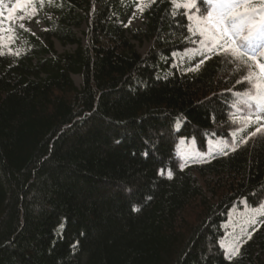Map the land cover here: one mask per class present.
I'll return each mask as SVG.
<instances>
[{"label":"trees","instance_id":"obj_1","mask_svg":"<svg viewBox=\"0 0 264 264\" xmlns=\"http://www.w3.org/2000/svg\"><path fill=\"white\" fill-rule=\"evenodd\" d=\"M10 1L0 4L10 41L0 44V264H264V135H252L264 110L242 94L256 95L255 81L217 86L226 61L249 69L193 34L191 17L212 5L155 0L140 13L139 0H35L37 16L58 13L41 41L3 31ZM131 10L145 30L128 25ZM129 36L152 44L142 54ZM51 39L75 49L58 54Z\"/></svg>","mask_w":264,"mask_h":264},{"label":"snow or ice","instance_id":"obj_2","mask_svg":"<svg viewBox=\"0 0 264 264\" xmlns=\"http://www.w3.org/2000/svg\"><path fill=\"white\" fill-rule=\"evenodd\" d=\"M207 2L212 5V9L206 15L191 17L194 21L193 34L198 32L204 37L201 41L202 44H211L207 51L211 52L222 48L223 54H230L248 67L249 74L245 79L250 82L255 81L254 88L256 89V95L249 98L256 101L264 110V0H207ZM152 3H155V0H149L147 3L145 0H139L137 11L143 13ZM172 3L174 9L177 10L196 7L195 0H189V2L172 0ZM0 4H3V0H0ZM41 4H43V0H41ZM29 6L32 8L31 14L34 15L36 12L35 0H25L23 5L17 4L11 11L14 13L18 7L27 9ZM4 7L7 5L4 4ZM257 14H259V20L256 19ZM0 15H3L2 10H0ZM18 18L23 20L26 17ZM201 25L205 27H201ZM20 27L23 28V24ZM245 28H247L246 35L243 34ZM203 62L201 61V63ZM253 68L258 71H253ZM197 70H199V65L190 69V71ZM260 131L262 129H257V132ZM252 135L254 136L256 133ZM232 150L235 151V147ZM251 238L252 234H248L247 240ZM247 240H244L243 243H247ZM242 246V243H234L230 249L231 255H239Z\"/></svg>","mask_w":264,"mask_h":264},{"label":"rangeland","instance_id":"obj_3","mask_svg":"<svg viewBox=\"0 0 264 264\" xmlns=\"http://www.w3.org/2000/svg\"><path fill=\"white\" fill-rule=\"evenodd\" d=\"M92 8H95V5L92 6ZM16 12V11H15ZM14 12V13H15ZM32 13V8L31 6L27 7L25 9L23 7L22 10L16 12L13 17L11 18V22L6 24L3 28V31H8L12 32L15 34H18L20 30L27 31L31 35H36L38 38L42 41L45 39V35L43 34L48 22L53 20L58 13L55 12L52 8H46L40 13V16H37L36 13L34 15ZM127 15V23L132 29H141L145 30L146 28V17L143 15L139 14L135 10H131L130 12L125 11ZM20 16H25L26 18L21 20L18 17ZM23 24V28L20 27V25ZM1 28V27H0ZM87 25L82 24L80 27H74L73 31L75 32L76 36L80 39L81 43H85V37H84V31L86 30ZM7 35V36H6ZM0 30V44H7L10 41L8 40L9 34H6ZM130 42L135 46L137 51L140 53H145L151 46L152 42L151 40L148 39H142V40H135L132 39L130 36ZM51 42L53 44V48L56 53L58 54H64L67 52H72L75 49L74 45H69V44H61L59 41L56 39H51ZM199 64V61L196 60L193 65L197 66ZM225 66L222 67L220 72L217 73L216 76V81H217V86L221 87L222 85H229L228 87H234L235 85H249L247 82L248 80L245 79L246 76H248L247 71L245 70V67L243 65L237 64L235 61L234 62H229L226 61ZM226 67V68H225ZM72 79L74 80L75 84L79 86L80 84V77L77 75H72ZM234 81V82H232ZM246 93H252L251 92V87L247 86L244 90ZM263 134L264 135V128L260 132H256ZM199 181L201 183H208L209 182L212 185L213 182L215 181V177L212 175H199ZM218 193L220 192L219 190L217 191ZM207 197L210 199H215L216 196L213 195L211 192H206Z\"/></svg>","mask_w":264,"mask_h":264}]
</instances>
